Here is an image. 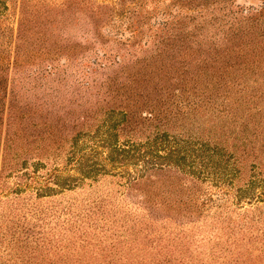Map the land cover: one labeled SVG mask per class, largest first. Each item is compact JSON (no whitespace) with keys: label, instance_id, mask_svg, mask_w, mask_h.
I'll return each instance as SVG.
<instances>
[{"label":"rangeland","instance_id":"obj_1","mask_svg":"<svg viewBox=\"0 0 264 264\" xmlns=\"http://www.w3.org/2000/svg\"><path fill=\"white\" fill-rule=\"evenodd\" d=\"M111 120L120 142L220 147L229 193L191 152L39 197L23 171L76 176L74 140ZM250 180L264 193V0H0V264H264V197H234Z\"/></svg>","mask_w":264,"mask_h":264},{"label":"trees","instance_id":"obj_2","mask_svg":"<svg viewBox=\"0 0 264 264\" xmlns=\"http://www.w3.org/2000/svg\"><path fill=\"white\" fill-rule=\"evenodd\" d=\"M117 121L119 120H111L99 136L93 135L89 137V142L79 144L77 139L74 140L68 161L75 168L76 176H64L65 168H54L47 172L40 181L36 176L37 168L32 171L25 169L23 173L29 178L30 183H33L34 189L37 191L36 194L39 197L51 195V191L56 188L54 189L49 184H54L60 189H72L74 186L82 184L86 179L94 180L97 175L106 173V164H110L112 170H115L118 175L126 173L127 180L130 182L146 179V172L153 170L155 167L162 169L164 166H174L181 171H185L186 167L193 163L187 161L191 152L195 153L194 155L197 159L196 166L192 167L190 171L187 170L191 175H195L202 181L212 179L217 183V186L218 184L224 185L229 182V174L230 180L233 177L237 178L236 160L230 162L232 159L231 155L225 153L220 147L210 146L208 141L201 140L196 145L187 141L184 145H181L177 138L161 133L146 142H132L129 140L120 142L114 131ZM88 145L89 154H86L84 153V148ZM99 148L101 150L97 151ZM97 158L99 162H96ZM128 162H131L134 168L133 171L118 170L120 167L127 165L126 163ZM38 165L39 162L35 163L36 167ZM15 186L17 188L22 186L27 188L28 184L27 182L22 184L15 183ZM218 188V192L222 194L229 193V190L222 186H218ZM234 197L237 199L243 197L251 200L253 197L255 199L264 197V193L262 190L261 192L255 191L254 180H250L246 187L236 190Z\"/></svg>","mask_w":264,"mask_h":264}]
</instances>
